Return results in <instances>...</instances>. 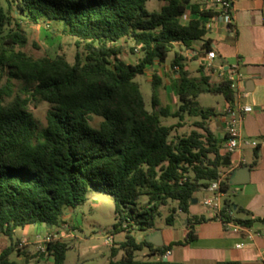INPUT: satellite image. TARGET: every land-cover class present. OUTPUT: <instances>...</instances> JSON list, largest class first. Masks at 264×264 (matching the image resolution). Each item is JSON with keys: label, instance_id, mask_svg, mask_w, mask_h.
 Masks as SVG:
<instances>
[{"label": "trees", "instance_id": "1", "mask_svg": "<svg viewBox=\"0 0 264 264\" xmlns=\"http://www.w3.org/2000/svg\"><path fill=\"white\" fill-rule=\"evenodd\" d=\"M8 1L11 15L0 3V234L9 244L0 249V264H17L11 259L15 251L20 254L19 240L12 239L17 228H54L63 222L65 208L85 199L88 188L111 195L113 227L125 233L121 243L110 246L108 264H186L164 257L180 242L155 247L145 238L137 240L136 232L153 229L164 206L168 226L178 211L185 214V242L195 237L193 224L216 220L189 211L193 194L216 178L225 157L209 127L215 112L199 106L197 98L220 94L231 106L233 97L227 80L210 83L212 66L208 74L190 75L183 55L197 40L205 52L211 49L203 39L202 17L214 11L191 0H158L163 4L152 11L145 8L148 0ZM19 21H43L73 38V60L64 54H27ZM122 39L132 41L131 51L137 48L136 62L119 57ZM172 51L176 107L160 103L162 80L153 73L147 109L135 76ZM40 102L48 104L44 123L31 110ZM167 117L176 122L162 124ZM186 117L198 118L196 128L172 134ZM226 205L231 206L228 199ZM68 248L65 241L49 239L40 254L50 256L51 264H63ZM143 248L148 253L137 258Z\"/></svg>", "mask_w": 264, "mask_h": 264}, {"label": "crops", "instance_id": "2", "mask_svg": "<svg viewBox=\"0 0 264 264\" xmlns=\"http://www.w3.org/2000/svg\"><path fill=\"white\" fill-rule=\"evenodd\" d=\"M191 1L199 3L200 9L204 8L214 11L212 15L202 17L206 29L203 39L210 41L211 49L215 52V57L209 61V66L213 68V71L210 72V82L212 78L222 81L227 80V68L236 64L242 92L239 103L251 107V111L245 113L241 119L240 134L242 137L255 141L256 145H242L237 151L225 154V156H228L230 163L229 165L222 164L221 166V170L225 172L222 182L226 185L224 189H226L227 199L234 210V217L249 220V224L243 225L247 228V231L233 232L224 228L218 220L195 223L192 225L193 234L195 235L194 239L185 242V235L188 231L187 220L185 217H181L179 215L181 212L178 211L172 225L154 227L145 231L143 235L138 231L136 232V239L153 237L158 233L161 240L160 246L180 242L172 245L168 250L170 254L166 255L165 258L170 261L186 264H224L227 262L263 264L264 0H231V22L229 24L223 22L217 6L211 0ZM183 18L185 20L190 18L189 8L186 9ZM202 42V40H197L192 44L194 50L184 51V68L188 71L191 66L187 65L186 61L190 57L194 60L197 67L203 64L208 65ZM164 62H154L145 70ZM193 67L197 68L196 66ZM169 69L170 71L173 70L170 64ZM208 72L209 70L202 69L198 71L197 69L195 76L208 74ZM175 77L176 73L172 77V81ZM227 105L224 100L220 107L213 108L215 115L209 119V127L216 138L220 140L221 146L225 140L227 121L225 110ZM170 109L173 110L171 107ZM220 153H222L221 148ZM241 165H248L247 180L243 183H231L232 171ZM196 202L198 201L194 198L192 203ZM236 212L240 213V215L235 216ZM201 214L205 216L211 215L206 211ZM68 215L66 214L65 216ZM65 216L63 214L61 216L64 223ZM247 232H251V237L247 238ZM240 242L243 245L237 247L236 244Z\"/></svg>", "mask_w": 264, "mask_h": 264}, {"label": "rangeland", "instance_id": "3", "mask_svg": "<svg viewBox=\"0 0 264 264\" xmlns=\"http://www.w3.org/2000/svg\"><path fill=\"white\" fill-rule=\"evenodd\" d=\"M1 5L8 14L11 15L10 5L8 0H0ZM163 4L158 0H148L145 8L149 11L157 10ZM22 31L27 38V42L21 48L27 54L34 57L47 55L54 56L56 54H64L68 61L73 60L76 50L74 39L66 37L52 26H47L43 21L37 24L19 21ZM117 45L121 49L119 57L127 62H136L140 55L137 51H131L133 43L129 39L120 40ZM184 55V53H183ZM173 57V51L169 52L164 63L156 64V67H151L145 70L142 74H137L135 80L140 84L145 107L151 108V79L152 74H156L162 78V84L158 88V98L162 105H169L173 110L176 107L177 99L171 89L172 77L175 72L169 69L170 60ZM186 64L191 66L189 73L195 76L197 73V65L194 60L187 59ZM196 66L197 68L193 67ZM203 69L208 71L209 65L203 64ZM222 80L212 78L211 84H217ZM170 83V85H169ZM170 86V88H169ZM199 106L204 108H218L223 104L224 99L220 94L203 93L197 98ZM48 104L40 102L36 107H32L33 116L41 123L45 121V113ZM198 118L186 117L182 125L173 129L172 134H185L192 128H196L193 122ZM162 124L169 125L176 122L175 118L167 117L161 119ZM204 195L203 190H197L193 194L198 202L190 204V212L201 214L204 211L208 212L205 207L200 204L201 198ZM228 197V194H227ZM141 203L145 202V198L140 197ZM69 214L68 216H65ZM65 218L64 222H59L54 228L46 229L40 224H30L22 228H17L12 239H18V254L16 251L11 254V259H14L17 264H51L52 258L48 255H41L44 251L45 243L49 239H59L65 241L69 248L65 253L63 264H108L109 249L115 243L119 244L124 240L125 233L120 230H115L114 205L112 197L109 193L88 188L85 199L74 208H65L63 210ZM167 215V206L160 209V216H155L154 227H166L164 218ZM181 217L185 214L180 213ZM240 213H235L239 216ZM142 235L145 231H139ZM9 244V239L0 234V249ZM148 253L147 248H143L135 253L137 258H143Z\"/></svg>", "mask_w": 264, "mask_h": 264}, {"label": "built area", "instance_id": "4", "mask_svg": "<svg viewBox=\"0 0 264 264\" xmlns=\"http://www.w3.org/2000/svg\"><path fill=\"white\" fill-rule=\"evenodd\" d=\"M211 1L217 6L223 22L229 24L231 22V0ZM135 51H138L137 48ZM214 57L215 52L212 49L205 52V58L208 61V65H210L209 61ZM226 79L229 82V88L232 92L233 103L231 106L227 105L225 110L227 121L225 140L221 147L222 154L233 153L242 145H256L255 141L242 137L240 134L241 119L245 113L251 111V107L239 103L242 92L240 90L239 75L236 64L227 68ZM224 175L225 172L221 170V167H218L216 178L211 180L206 187L202 188L205 194L201 198L200 204L205 207L211 215H215L216 220L221 222L224 228L230 229L233 232H238L240 230L247 231L245 226L233 220L234 210L230 205H226V189L222 187ZM222 214L223 216H221ZM249 237H251V232H247V238ZM242 245V242L236 244L237 247H241ZM168 254H170V252L166 251L164 257Z\"/></svg>", "mask_w": 264, "mask_h": 264}, {"label": "water", "instance_id": "5", "mask_svg": "<svg viewBox=\"0 0 264 264\" xmlns=\"http://www.w3.org/2000/svg\"><path fill=\"white\" fill-rule=\"evenodd\" d=\"M230 160L228 156H225L223 158L222 164L223 165H229ZM247 175H248V165H241L238 168H235L232 173H231V178L230 182L231 183H243L247 180ZM147 241L150 243L160 246L161 245V240L159 234H155L153 237H146L145 238Z\"/></svg>", "mask_w": 264, "mask_h": 264}]
</instances>
